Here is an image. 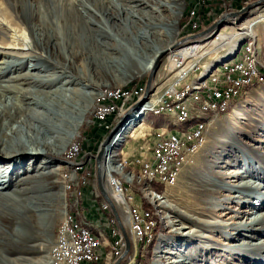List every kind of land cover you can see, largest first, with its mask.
Listing matches in <instances>:
<instances>
[{"label": "bare ground", "instance_id": "bare-ground-1", "mask_svg": "<svg viewBox=\"0 0 264 264\" xmlns=\"http://www.w3.org/2000/svg\"><path fill=\"white\" fill-rule=\"evenodd\" d=\"M132 1L135 4L127 12L125 19L128 21L131 17L134 24L142 23L145 21L143 17L144 11L142 12V0ZM148 1L150 3L153 0ZM155 2L159 3L157 4L159 6L153 9L156 11H158L159 7L167 4V2L163 3L162 0H155ZM174 2L178 10L175 11L174 18L169 22L171 31L168 35L169 38L166 40L162 39L158 29H154L148 34L146 33L147 31H145L144 35L138 34L140 43L135 44V48L139 50L138 52H140L142 59L135 60L131 59L127 48L117 45L108 32L100 29L92 20V18L102 20L101 17L105 16L107 23H110L115 29H120L125 23V19L122 20V16L116 14L117 9L109 0H0V223L4 228L9 229V233L0 230V264H25V261H29L23 257L11 258L4 256V254L10 255V252L20 246V243L24 242L29 232L33 230L29 223V217L35 218L33 220L40 218L37 206L43 207L48 200L47 195L39 193L43 186L41 181L47 180L48 176L62 167L61 164H55L53 158L62 154L69 147L77 131L81 129L79 127L96 97L103 96V101H105L107 96L112 93L113 88L106 90V92L100 91L98 88L97 80L94 77L98 72V68L104 65L117 78L124 82H129L139 74L143 75L152 70H155L156 73L162 56L169 54L171 63L168 71L171 72V77L159 86L161 87V92H163L164 86L172 87L178 77L183 76L188 69L193 67L190 66L194 60L191 59L184 63V60H175L176 54L191 58L207 45L217 44L224 33L227 32L226 28H223L216 39L210 42L200 38L192 40L193 42L190 43H181L177 39V23L182 14V0H174ZM236 17L225 18L224 22L227 19ZM253 25L251 23L246 31L239 34L256 37L257 33ZM214 32L212 31L204 39L212 37ZM146 51L151 52L148 57L145 55ZM105 53L115 54L116 57L102 60V56ZM251 57H257L252 43L243 42L236 47L232 56L220 61L222 62L220 64L221 68L217 69V71H219L220 75L222 68L230 66V64L240 59L241 64H248L251 61ZM125 58H128L130 62L128 65L124 61ZM232 59H235V62L230 63ZM258 60H253V69L259 68ZM28 62L30 63L27 64ZM217 65L212 66V68ZM256 71L257 79L242 82V86H239L240 95L232 97V102L226 106V111H220L214 116L208 114L207 107H199L197 111L191 112L185 118L184 116L175 117L174 113L164 111L175 108L174 100H165L163 102L164 109L159 110L156 107H150L153 104V98L150 99L152 96H148L142 104L140 102L144 97L137 99L139 101L131 107L135 113H132L128 119L126 118V123L122 128V124H120L113 131L114 133L111 132L113 135L104 146L102 155L104 178L106 174H109L112 180L117 179L121 182L135 184V189L138 193L143 192L146 197L149 194L153 197L150 200L151 203L154 204V201H159L160 205H166V201L153 190L151 184L156 183V179H170L172 171L163 169L155 171L156 173H151L146 167L132 170L126 160L121 158L124 154L121 148L124 146L127 137L129 135L133 136V133H135L134 126H136L137 120L140 119L138 124H143L146 116L153 113L159 116H166L168 119L169 117L171 119L173 117L176 118L177 124L179 123L183 126L180 131L209 127L211 119L230 111V107L236 100L247 94L248 89L252 85L264 82L262 70L258 69ZM68 77L71 78L67 80ZM63 79L67 80L65 84L62 83L64 82ZM75 81L77 82L76 85H78L72 90L74 97L69 99L66 96V88L64 87ZM58 83H62V86H57ZM142 84L146 85L145 81ZM208 87L209 81L207 85V80H200L195 84L184 86L185 91L180 92L176 100L177 112L186 110L189 101L196 99L197 94ZM114 92L118 102V110H115L109 116L123 111V109L125 110V105L133 97L128 86H118L114 89ZM155 95H159V92ZM208 101L209 93H202L201 102ZM102 102L96 105L95 112H97ZM23 127L27 130L26 139L22 138L21 135L22 131H25L22 129ZM173 130L169 132H175ZM117 144L119 145L115 147ZM201 144L199 143V146ZM199 146L190 148L189 153L195 151ZM79 151L80 146L77 144L70 148L72 157L78 155ZM187 158V163H189L192 158ZM28 163L29 166L26 168ZM233 172L236 176L246 175H244L246 173L245 170L242 169ZM88 176L90 177V175ZM37 182L40 183L36 184ZM174 183L170 182L169 185ZM40 185L42 186L40 187ZM139 185L140 188L138 187ZM213 186L217 189L225 188L227 190L235 188L244 195L252 196H254V190H257L255 189L257 185L243 180L237 184L214 183ZM43 187L51 189L54 184L53 182H45ZM73 187L74 185L72 184L68 186L71 190H73ZM105 188L114 199L115 204L117 206L122 205V196L117 192H113L110 187L107 188L105 186ZM61 195L64 198L66 194L62 191ZM233 197H240V194ZM263 205L264 203H261V207ZM66 208L51 249L52 264H61L56 259V253H62V244L59 243L63 242L62 239L65 237V233L69 232V225L71 231H78L81 235L86 234L98 246L100 244L99 238L103 235V231H100L98 236L95 235L92 227L78 218L81 215L79 207H77V212H70ZM122 208L126 211L124 205H122ZM133 220L142 221V213L133 211ZM197 220L213 225L215 228L224 226L223 223L217 221ZM125 222L130 224L128 214ZM99 225L102 226L101 224ZM256 225H260V228L264 230V213H255L248 218L247 222L240 223L237 227L241 230L254 231L258 229ZM181 227L187 228L184 224ZM133 233V241L138 244L146 242V237H135V232L133 231ZM10 234H16L17 238L13 242L9 241L6 243L5 240L10 237ZM148 237L149 240L147 242H150L151 238H153V232L149 233ZM131 243L133 248V242L131 241ZM164 246L165 242L160 241L156 248L154 264H162ZM234 247L254 250L255 252L257 250L264 251V241L261 240L257 244L252 245H235ZM170 253H172V257L169 264L188 263L187 259L189 257L178 255L174 251ZM98 255V261L90 264H95L102 260L99 247ZM67 256H74V247L67 248Z\"/></svg>", "mask_w": 264, "mask_h": 264}, {"label": "rangeland", "instance_id": "rangeland-1", "mask_svg": "<svg viewBox=\"0 0 264 264\" xmlns=\"http://www.w3.org/2000/svg\"><path fill=\"white\" fill-rule=\"evenodd\" d=\"M109 1L116 7V14L121 15L122 20L125 19L127 12L130 11L135 4L132 0ZM252 1L254 0L223 1L221 5L222 12L239 10L242 4L244 7ZM148 2V0H142V12L144 11L143 17L145 20L142 23L139 22L134 24L133 19L130 17L128 21L125 19V23L120 29H115L110 23H107L105 16L103 17L101 14L102 20L99 18H92L100 29L108 32L111 39H113L117 45L127 48L131 59H142L140 52H138L139 50L135 48V44L140 43L138 41V34L144 35L145 31H147L146 33L148 34L154 29H158L162 39L166 40L169 38L168 35L171 32L169 22L174 18L175 11L178 10L174 0H162L163 3L167 2V4L159 7L158 11L153 9L159 6L157 5L159 3H156L155 0L150 1V3ZM181 8L182 14L177 23L178 41H180L182 35L188 36L193 33L192 26H182L181 21L188 8V0H182ZM251 23L254 24L253 26L257 33L256 37L239 34L246 31ZM223 28H226L227 32L224 33L217 44L212 43L207 45L202 51L195 53L191 58H185L182 54H176L180 61L184 60V63H187L191 59L194 60L190 67H199L196 73L191 74V82L188 85L195 84L200 80H207L208 85L210 79L219 75L217 69L221 68L220 64H222V62L220 61L232 56L236 47L240 45L242 41L247 44L252 43L256 51V56L259 55V68L263 67V69L260 70H262L264 74V3L256 5V7L251 8L244 15L241 14L234 19H227L222 27L213 33L212 37L210 36L207 39L203 38L202 40L210 42L216 39ZM253 41H255L257 45H254ZM150 53L151 52L146 51V54H144L148 57ZM111 57L114 58L116 55L105 53L102 56V60L107 58L110 59ZM170 60L171 57L169 58V54H165L160 60L161 62L155 73L153 84L154 95L158 92L159 95L161 94V87L159 86L164 84L171 77V72L168 71L170 69ZM124 61L127 62V65L130 63L128 58H125ZM217 61H219L218 65L211 68ZM233 62H235V59L230 61V63ZM29 63L30 62L27 64ZM213 71H215V73H213ZM148 74L149 72L143 75L139 74L131 81L124 82L120 80V78H117L106 66L103 65L98 68V72L94 77L97 80L100 91L103 90L106 92V90L112 89L113 85H123L131 89L133 97L125 105V110L123 109V111L109 116L107 121L103 122L102 128L106 133L102 139H99V141L95 143L93 142L95 127H92L95 126V107L104 100L103 96L96 97V100L87 111L88 113L85 115L79 127L81 129L77 131L69 147L62 154L53 158L55 164H61L62 167L48 176L47 180L44 179L41 181L43 186L45 182H53L54 187L49 189L48 187L40 185L42 189L39 190V193L48 196V200L44 203L43 207L37 206L40 218L38 220H33L35 218L29 217V223L33 230L29 232L24 239L25 241L20 243V246L15 248L13 252H10V255L4 254V256L11 258H26L29 261H25V264H52L51 249L56 238L59 224L64 216L66 206V209L70 212H77V207H79L82 215H79L78 218L88 224L89 221L87 219L84 220V217L87 215L90 220L93 219L91 221L95 223L106 219V211L100 205V197L97 199L94 196L99 190L95 174V157L101 145V141H104L118 125L122 124V128L128 117H130L132 113H135L131 107L139 101L137 100V86L130 87L129 84L131 85L132 82L138 84L144 81L147 83ZM70 78L71 77H68L67 80ZM63 80L64 82L62 83L65 84L67 80ZM62 83H58L57 86H62ZM76 83L75 81L64 87L66 88L67 98L70 99L74 97L72 90L78 85H76ZM152 98L153 97H150V99ZM230 108V111L226 114L211 119L209 124L210 128L206 134L205 140L195 151L189 153L188 157H191L192 160L187 163L188 158L186 159L183 168L180 170V176L177 182L173 185H169L167 188L164 187L165 189L163 192H159L156 185L154 186V184H151L154 186L153 190L156 191L157 194H160L163 197L162 199L166 201V205H160L159 201H154L153 204L150 202V200L153 199L150 194L146 197L143 192L139 193L140 203L143 205L144 201L152 205L154 207V214L160 216L159 238L153 250L154 257L151 264H154L156 260L155 252L160 241L165 242V251L162 253V264H169L172 257L171 251L177 252L178 255L189 257V259H187V264H264V251L257 250L255 252L254 250L234 247L235 245H252L257 244V242L261 240L264 241V230L260 228V225H256L258 229L254 231L241 230L237 227L240 223L247 222L248 218L252 217L255 213H264V205L261 207V203H264V82L252 85V87L248 89V93L236 100ZM160 117L164 120L161 125V128L164 129H156V125L161 123ZM139 121L140 119L137 120V124ZM146 121H149V126L152 127L153 130L169 132L174 129L173 131L177 133L180 131L179 128H175L176 126L173 121L165 120L164 116L150 113L146 116ZM137 124L135 123L136 126H134V130L138 129V132L142 124ZM22 129L25 130L21 133L22 138L26 139L27 130L24 127ZM132 137V135H129L124 142L125 144L121 148L124 150V154L121 158L126 160L130 169L135 170L139 168L136 167L137 160L134 164H131L125 153L127 152V144V148H129L130 151V143H133ZM75 144L80 146V151L78 155L72 157L70 148ZM118 145L119 144L115 147ZM82 160L86 161V163L78 164L81 163ZM28 166L29 163L26 168ZM238 169L245 170L246 173H244V175H246H234L233 171ZM86 173L92 177L89 179L90 189L87 186L83 187V185H81L84 180L83 175L85 174V177H89ZM242 180L257 185L255 187L257 190H254V196L244 195L235 188H233V190H227L225 188L217 189L213 186L214 183L237 184ZM104 182L105 186L109 188L107 181L105 180ZM39 183L40 182H37L36 184ZM71 184L74 185L73 190L68 188ZM138 187L140 188V185ZM62 191L66 194L64 198L61 195ZM239 194L240 197H233ZM83 199H85V209L83 207ZM118 209L122 225H124L125 229L128 231L131 241L133 242V247L139 249L140 243L138 244L133 241L132 235L134 233L130 229V224L125 222L128 213H125L126 211H124L122 205L118 206ZM81 218H83V220ZM152 218H154L153 215ZM197 219H204L209 222L217 221L223 223L224 226L215 228L213 225L205 224L201 221L199 222ZM182 224L186 225L187 228L181 227ZM16 226L17 224L14 227L16 228ZM98 228L103 231V237H105V229L101 227ZM0 230L9 233V229L4 228L1 223ZM16 238V234H10V237H8L5 242H13ZM101 243L103 244V241H101ZM107 249L108 253H105L104 264H113L115 255L114 253H109L110 247H107ZM136 249L134 251L135 258L133 259V264H141L138 261V250ZM132 257L133 254L130 259H132Z\"/></svg>", "mask_w": 264, "mask_h": 264}, {"label": "built area", "instance_id": "built-area-1", "mask_svg": "<svg viewBox=\"0 0 264 264\" xmlns=\"http://www.w3.org/2000/svg\"><path fill=\"white\" fill-rule=\"evenodd\" d=\"M223 1L234 0H188V9L182 18L183 26H193V33L200 32L199 29L208 28V23L213 20L216 21L225 13L222 12ZM241 9V8H240ZM238 11V10H235ZM212 22V23H213ZM192 33V34H193ZM185 36L182 35L181 38ZM254 45H257L254 42ZM243 54V52H242ZM175 60H179L178 55H175ZM259 59L251 57L248 64H241V59L230 66H225L220 70V75L209 80V87L200 91L196 99L190 100L187 108L184 111L177 112L176 100L180 92L185 91L184 86L191 82V74L197 71L199 67L193 66L188 69L183 76L177 78L172 87L164 86L160 95H154V92L149 96L153 97V104L150 107H156L159 110L164 109L163 102L165 100H174V109L164 110L165 112L174 113L175 117L184 116V118L191 112L197 111L199 107H207L210 116L217 115L220 111H226V106L230 105L233 96L240 95V88L242 82H247L251 79H257L258 69H253V60ZM118 86L113 85L112 93L107 96L106 100L102 102L97 112L94 114V125L102 127L103 122L108 119L109 114H113L118 110V102L114 89ZM145 84H137V99L143 98L146 93ZM209 93V101L201 102V94ZM154 95V96H153ZM210 127H199L188 131L177 132H163L153 130L152 127H144L137 133H133V143H130V151L126 157L137 156L136 167H146L151 173H156L157 170H171L172 177L170 179H156V183H161L165 188L169 187L170 182H177L179 179V170L183 168L187 157L189 156V149L199 146L203 143L206 134ZM104 141H101L103 143ZM86 163L82 160L81 163ZM92 177H85L82 181L83 187L89 188V179ZM105 180L113 192L119 193L121 204L125 206V210L129 215L130 229L135 232V237H146V242L149 240V233L155 231V224L152 215L144 205L139 201V193L135 189V184L129 182H121L117 179L112 180L109 174H106ZM91 187V186H90ZM90 189V188H89ZM92 191V190H91ZM167 193V192H166ZM94 196L98 199L100 197V205L106 211V219L97 222L104 226L109 232L114 241V255L115 261L120 257L126 247V240L123 236L121 225L115 217L112 206L103 197L100 190ZM85 207V199L83 202ZM133 211H140L142 213V221L133 220ZM86 212V211H85ZM87 215V214H86ZM88 217V215H87ZM89 218V217H88ZM90 219V218H89ZM93 220V219H91ZM62 253H56V259L61 264H90L98 261V244L90 239L86 234L81 235L78 231H71L69 225V232L65 233L62 239ZM74 247V256H67V248ZM134 248V247H133ZM131 247V251L127 258L119 264H133L135 257L134 251L136 248ZM131 252L133 259L131 260Z\"/></svg>", "mask_w": 264, "mask_h": 264}, {"label": "water", "instance_id": "water-1", "mask_svg": "<svg viewBox=\"0 0 264 264\" xmlns=\"http://www.w3.org/2000/svg\"><path fill=\"white\" fill-rule=\"evenodd\" d=\"M262 3H264V0H255V1L251 2L250 4L245 5V7L241 8L238 11H231V12L225 13L224 16H222L219 19H217L216 21H214L210 26H208V28H206V29H204V30H202L200 32L193 33L192 35L185 36V37L181 38L180 41H181V43L182 42L183 43H188V42H192V40H196V39L207 37L212 31L219 30L220 27H222V25L224 24L225 18L240 16V14L244 15L251 8L256 7V5H259V4H262ZM218 62L219 61L215 62L213 64V66L217 65ZM148 75L149 76L147 78L146 90H145L146 93H145V96H144L143 100L140 102V104H142L145 101V99L148 98L150 93L153 92V80H154V77L156 75L155 74V70L150 71ZM113 133L109 134L108 137L105 138L104 142L101 143V145H100V147L98 149L97 155L95 157L96 158L95 174H96V178H97L98 188L101 191L103 197L106 199V201L110 204V206H112L113 213H114L115 217L117 218L118 222L121 225L122 233H123V236H124V238L126 240V247H125L122 255L120 257H118L117 260L113 263V264H119L125 258L128 257V255H129V253L131 251L132 243H131V238H129L128 232L125 230V228L123 227L122 222L120 220V214H119L118 206L115 204V201L112 198V196L110 195V193L108 192V190H106V188L104 186V182H103L104 174H103V169H102V163H103L102 162L103 161L102 155H103V152H104V146L109 142V140L111 139Z\"/></svg>", "mask_w": 264, "mask_h": 264}, {"label": "trees", "instance_id": "trees-1", "mask_svg": "<svg viewBox=\"0 0 264 264\" xmlns=\"http://www.w3.org/2000/svg\"><path fill=\"white\" fill-rule=\"evenodd\" d=\"M242 7H243V4L241 5L240 8H242ZM212 22H213V20L210 21L208 24L210 25ZM202 30H203V28L199 29L198 31H202ZM129 86L130 87H136L137 84L132 82V84L131 85L129 84ZM152 117H154V116H152ZM91 133H92V131H91ZM94 133H95V136H93V142L97 143L99 141V139H102V137L105 135L106 132L104 131V129L102 127L97 125L95 127V132ZM79 145H80V143H79ZM82 150H83V147H82ZM155 185L158 188L159 192L160 191H162V192L164 191L165 188H164L163 185H161L160 183H158V184L154 183V186ZM154 186H153V189H154ZM143 205H145V207L148 208L151 211V213H152V215L154 217L153 219L155 221V223H154L155 224V231L153 232V238L151 239L150 242H143V244L139 245L137 258H138V261L141 264H151L152 259L154 257L153 250H154V247H155V245L157 243V240L159 238L158 235H159V232H160L159 231L160 216L154 214V207L152 205L147 204L144 201H143ZM105 251L108 252V249L105 250ZM104 263H105V261L103 260V261H100V262L95 263V264H104Z\"/></svg>", "mask_w": 264, "mask_h": 264}, {"label": "crops", "instance_id": "crops-1", "mask_svg": "<svg viewBox=\"0 0 264 264\" xmlns=\"http://www.w3.org/2000/svg\"><path fill=\"white\" fill-rule=\"evenodd\" d=\"M152 116V115H151ZM160 121H161V123H159L158 125H156V129H164V128H161L162 126V124H163V122H164V120L160 117ZM164 119L165 120H171V121H173V123H174V125L176 126L175 128H179V130H181L182 129V125H180L179 123L177 124V119L176 118H170L169 117V119L166 117V116H164ZM151 122H153V121H151ZM144 124H145V126H144ZM167 125V124H166ZM150 127L149 126V121H146V119H145V122L140 126V129H139V131L140 130H142V128H144V127ZM137 130L138 129H136V130H134L135 131V133L137 132ZM172 131V130H171ZM133 138V137H132ZM127 146H128V144H127ZM127 146H126V149H127V152H125L126 153V155H127V153L129 152V148H127ZM124 151V150H123ZM127 159H129V161L131 162V164H134L135 162H136V160H137V156H132V157H127ZM84 200V199H83ZM82 215V214H81ZM80 215V216H81ZM82 220H83V218H81ZM85 219H87L88 221H89V226H91L92 227V230H93V232L95 233V235H97L98 236V234L100 233V231H102V230H100L98 227H101L102 229H105V237H103V235L102 236H100V238H101V241H103V244L101 243V241H100V238H99V242H100V244H99V253H100V256H101V258H102V260H104L105 258H104V256H106V254L108 253V252H106L105 250H107V247H110V254H113L114 253V241L111 239V236L108 234V232L106 231V228L105 227H103V226H100L98 223H95V222H92L91 220H89L88 219V217L86 216V217H84V220ZM106 253V254H105ZM105 254V255H104Z\"/></svg>", "mask_w": 264, "mask_h": 264}]
</instances>
